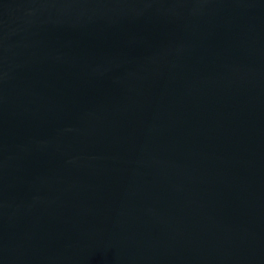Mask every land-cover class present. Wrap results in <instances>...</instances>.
Listing matches in <instances>:
<instances>
[{
  "label": "water",
  "instance_id": "95a60500",
  "mask_svg": "<svg viewBox=\"0 0 264 264\" xmlns=\"http://www.w3.org/2000/svg\"><path fill=\"white\" fill-rule=\"evenodd\" d=\"M0 264H264V0H0Z\"/></svg>",
  "mask_w": 264,
  "mask_h": 264
}]
</instances>
